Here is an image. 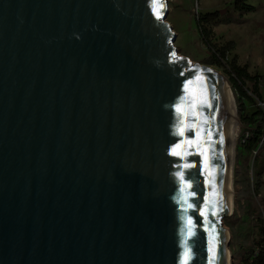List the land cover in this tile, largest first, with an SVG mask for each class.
Instances as JSON below:
<instances>
[{"label": "water", "instance_id": "1", "mask_svg": "<svg viewBox=\"0 0 264 264\" xmlns=\"http://www.w3.org/2000/svg\"><path fill=\"white\" fill-rule=\"evenodd\" d=\"M168 13L0 0V264H231L233 99Z\"/></svg>", "mask_w": 264, "mask_h": 264}, {"label": "rangeland", "instance_id": "2", "mask_svg": "<svg viewBox=\"0 0 264 264\" xmlns=\"http://www.w3.org/2000/svg\"><path fill=\"white\" fill-rule=\"evenodd\" d=\"M233 3L234 0H169L167 21L177 35L175 47L179 55L217 71L228 81L236 100L239 120L234 173L236 204L234 214L225 218L224 225L232 238L230 250L234 264H241L243 247L260 240L259 223L253 219L251 223L243 224L241 219L248 203L259 205L264 212V152L256 163V152L252 153L243 146L248 130L241 123L238 109L241 98L238 85L242 84L235 80L232 65L236 63L238 67L246 69L251 77L244 80V88L256 104L243 100L246 114L254 113L258 107L263 108L264 0H249L248 4L256 11L247 14L235 10ZM221 12L222 18L230 19L232 24L208 27L211 45L216 49H229L226 59L216 64L201 35L198 18L200 15Z\"/></svg>", "mask_w": 264, "mask_h": 264}, {"label": "trees", "instance_id": "3", "mask_svg": "<svg viewBox=\"0 0 264 264\" xmlns=\"http://www.w3.org/2000/svg\"><path fill=\"white\" fill-rule=\"evenodd\" d=\"M249 0H234V8L240 13H252L256 11V8L248 4ZM221 13H209L205 15H200L198 18L199 29L201 30V35L205 41V45L211 50V56L214 63L219 64L221 61L225 60L227 54L229 53L228 48L216 49L210 43V31L208 27H217L221 24H232L230 19H223ZM232 72L234 74L235 80L240 82L242 85H238L239 94L241 96L239 100V113L240 120L243 127L248 130V139L244 142L245 147L248 150L256 152V163L260 158L262 152H264V107H258L254 113L246 114L243 100H248L249 102L255 101L247 94L244 88V80L251 79L250 75L247 73L246 69L238 67L236 63L232 65ZM260 98V96H259ZM239 146L237 147L238 150ZM247 209L243 215L241 221L243 224L251 223L253 219L259 223V236L260 240L253 242L248 247L244 248V253L242 255L241 264H264V212L261 207L255 205H246Z\"/></svg>", "mask_w": 264, "mask_h": 264}, {"label": "bare ground", "instance_id": "4", "mask_svg": "<svg viewBox=\"0 0 264 264\" xmlns=\"http://www.w3.org/2000/svg\"><path fill=\"white\" fill-rule=\"evenodd\" d=\"M219 75V79L224 83L226 84L227 86V90L229 92V94L232 96V99H233V104H234V110H235V127L238 129V126H239V120H238V116H237V105H236V100H235V97H234V94H233V91L228 83V81L220 74ZM235 142H236V146H237V133L235 135ZM235 165H236V147H235V153H234V157L232 159V170H233V175H232V190H233V199H232V213L231 215L234 214V210H235V185H234V173H235ZM230 215V216H231ZM224 232H226L229 237H228V240L225 244V252L228 253L230 256H231V264H234V257H233V254L231 253V250H230V244H231V235L229 233V230L225 227L224 225Z\"/></svg>", "mask_w": 264, "mask_h": 264}, {"label": "snow or ice", "instance_id": "5", "mask_svg": "<svg viewBox=\"0 0 264 264\" xmlns=\"http://www.w3.org/2000/svg\"><path fill=\"white\" fill-rule=\"evenodd\" d=\"M153 7H154L155 9H157V14H159L158 9H159L160 7H162V5H160V4L157 2L156 4L153 5ZM188 258H189V253L186 251V252H185V264H187Z\"/></svg>", "mask_w": 264, "mask_h": 264}, {"label": "built area", "instance_id": "6", "mask_svg": "<svg viewBox=\"0 0 264 264\" xmlns=\"http://www.w3.org/2000/svg\"><path fill=\"white\" fill-rule=\"evenodd\" d=\"M248 136H249V134L247 133V134H246V139H245V141H244V142H246V140L248 139Z\"/></svg>", "mask_w": 264, "mask_h": 264}]
</instances>
